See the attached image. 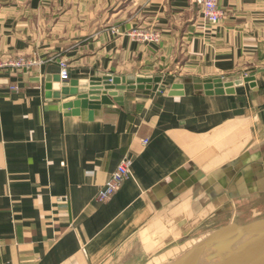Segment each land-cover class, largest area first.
<instances>
[{
  "label": "crops",
  "instance_id": "0c3cea01",
  "mask_svg": "<svg viewBox=\"0 0 264 264\" xmlns=\"http://www.w3.org/2000/svg\"><path fill=\"white\" fill-rule=\"evenodd\" d=\"M218 5L209 26L189 0H0V60L40 61L0 70V264H166L264 194V0ZM60 59L68 81L149 82L65 102Z\"/></svg>",
  "mask_w": 264,
  "mask_h": 264
},
{
  "label": "water",
  "instance_id": "95a60500",
  "mask_svg": "<svg viewBox=\"0 0 264 264\" xmlns=\"http://www.w3.org/2000/svg\"><path fill=\"white\" fill-rule=\"evenodd\" d=\"M252 79L245 78V81ZM120 82L118 78L78 83L76 80H64L59 91L52 96H63L65 102L73 100L75 104L95 108L109 104V96L118 100L122 94L114 89H134L136 84L141 87V83L149 80L129 77L124 81L126 84L120 85ZM231 85L230 79L225 78L207 80L203 87L219 94L223 87ZM166 264H264V214L253 212L243 218L234 216L228 219L207 231Z\"/></svg>",
  "mask_w": 264,
  "mask_h": 264
},
{
  "label": "built area",
  "instance_id": "2783aa9c",
  "mask_svg": "<svg viewBox=\"0 0 264 264\" xmlns=\"http://www.w3.org/2000/svg\"><path fill=\"white\" fill-rule=\"evenodd\" d=\"M191 4L197 6L201 12L202 18L209 26H216L224 15V11L219 7L218 0H189ZM127 36L134 41L142 43H156L159 41V35L153 31H143L140 28H133ZM40 63L39 60H31L24 57H17L15 59L0 60V70L10 68L21 70L30 68L31 66ZM60 68V81L67 80V63L66 60L60 59L58 61ZM10 89L15 90L16 86H10ZM161 92V91H160ZM147 141L144 140L143 143ZM131 160L128 157H123L116 168L111 172L108 179L98 188L94 200L97 202L106 201L110 198L122 185V183L130 175Z\"/></svg>",
  "mask_w": 264,
  "mask_h": 264
},
{
  "label": "rangeland",
  "instance_id": "374dc122",
  "mask_svg": "<svg viewBox=\"0 0 264 264\" xmlns=\"http://www.w3.org/2000/svg\"><path fill=\"white\" fill-rule=\"evenodd\" d=\"M243 187H245V186L242 184V193H246L247 190ZM263 188H264V186L258 187V189H263ZM240 202H241V207L238 210V211H240L239 215H238L239 217L243 218V217L248 216L250 213H253V212H255L257 214H264V194H259V198H257V199L242 198ZM226 208L228 209V211L230 210V203L229 202H227ZM227 209L224 208V211H227ZM193 242H191V244ZM180 251L178 253L182 252V251L181 252ZM146 263H147V261L142 262L140 264H146Z\"/></svg>",
  "mask_w": 264,
  "mask_h": 264
}]
</instances>
